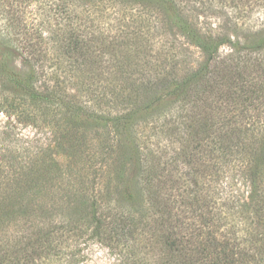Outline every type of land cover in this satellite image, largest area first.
Segmentation results:
<instances>
[{
    "label": "trees",
    "instance_id": "trees-1",
    "mask_svg": "<svg viewBox=\"0 0 264 264\" xmlns=\"http://www.w3.org/2000/svg\"><path fill=\"white\" fill-rule=\"evenodd\" d=\"M107 1L128 12L115 19L122 28L130 27L127 17L177 26L203 52L206 69L180 58L182 71L145 86L141 106L98 125L93 106L41 84L37 71L23 75L0 62V112L25 111L50 126L70 159L60 168L49 151L0 148V264H75L67 247L88 242L116 252L121 264H264V14L251 23L264 0ZM195 10L218 16L216 34L190 23ZM66 41L69 57L78 58L82 38ZM225 45L257 55L214 76L211 63ZM164 101L182 105L177 157L187 172L179 176H160L161 157L139 135ZM239 181L246 191L234 194ZM9 229L17 231L11 240Z\"/></svg>",
    "mask_w": 264,
    "mask_h": 264
},
{
    "label": "rangeland",
    "instance_id": "rangeland-1",
    "mask_svg": "<svg viewBox=\"0 0 264 264\" xmlns=\"http://www.w3.org/2000/svg\"><path fill=\"white\" fill-rule=\"evenodd\" d=\"M129 12L139 14L140 10L134 8ZM127 13L107 0H0V62L23 75L37 71L43 75L39 76L41 84L57 87L87 108L93 106L96 112L91 119L98 125H104L123 108L141 106L149 97L146 87L150 90V84L164 79L169 82L182 71L183 66L177 64L180 58L185 57L184 61L193 69H206L203 52L183 38L177 26L170 31L159 22L146 26L131 23L127 17L125 24L130 27L125 29L115 19ZM263 14L264 3H261L251 23L258 26ZM191 15L190 23L200 33H217L213 29L221 24L218 16L199 10ZM17 22L23 25L22 30H12ZM255 29L256 26L252 31ZM165 31L168 34L160 33ZM70 36L82 38L78 58H70L64 46ZM250 53L246 49L222 46L211 63L213 75L223 70L226 74L232 72L236 64L257 55ZM171 55L179 58L172 60ZM181 106L161 102L154 111L156 123L139 134L143 148L161 157L163 177L187 172L177 157L183 137V126L178 120ZM28 114L0 112V148L8 146L23 154L49 151L57 167L64 168L70 162L65 147L56 148L53 129ZM106 138L111 142V136ZM132 166L128 167L132 170ZM78 167H83L81 162ZM234 184V194L246 191L245 183ZM166 185L171 186V182ZM112 193L110 202L117 198V193ZM8 231L5 235L9 240L17 235L13 229ZM66 250L76 253L75 264H121L116 252L96 242L70 244Z\"/></svg>",
    "mask_w": 264,
    "mask_h": 264
}]
</instances>
